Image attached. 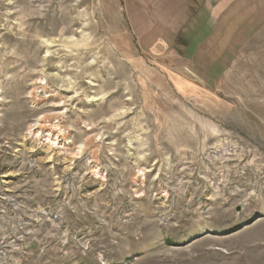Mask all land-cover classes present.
Returning a JSON list of instances; mask_svg holds the SVG:
<instances>
[{"label": "rangeland", "instance_id": "1", "mask_svg": "<svg viewBox=\"0 0 264 264\" xmlns=\"http://www.w3.org/2000/svg\"><path fill=\"white\" fill-rule=\"evenodd\" d=\"M0 264H264V0H0Z\"/></svg>", "mask_w": 264, "mask_h": 264}, {"label": "bare ground", "instance_id": "2", "mask_svg": "<svg viewBox=\"0 0 264 264\" xmlns=\"http://www.w3.org/2000/svg\"><path fill=\"white\" fill-rule=\"evenodd\" d=\"M58 128V127H57Z\"/></svg>", "mask_w": 264, "mask_h": 264}]
</instances>
